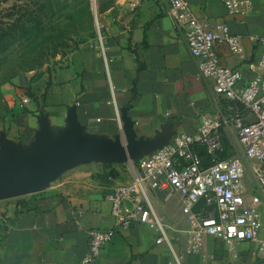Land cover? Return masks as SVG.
<instances>
[{
    "label": "crops",
    "instance_id": "obj_1",
    "mask_svg": "<svg viewBox=\"0 0 264 264\" xmlns=\"http://www.w3.org/2000/svg\"><path fill=\"white\" fill-rule=\"evenodd\" d=\"M187 1L207 25L226 24L241 38L242 56L226 46L216 53L222 65L241 71L240 86L248 84L255 77L248 64L261 53L264 0H249L250 7L234 15L224 0ZM101 8L103 34L75 52L44 88L28 95L5 87L14 110L0 138V179L71 137L104 155L63 168L33 194L0 199V264H176L173 252L186 248L182 199L150 191L170 244L158 245L154 229L134 223L86 262L89 231L114 226L107 196L139 174L152 153L178 135L197 133L203 115L226 107L214 95V81L198 77L165 0L102 1ZM234 147L226 139L219 158L236 155ZM181 264H264V256L255 244L227 245L206 236L201 250L183 254Z\"/></svg>",
    "mask_w": 264,
    "mask_h": 264
},
{
    "label": "built area",
    "instance_id": "obj_2",
    "mask_svg": "<svg viewBox=\"0 0 264 264\" xmlns=\"http://www.w3.org/2000/svg\"><path fill=\"white\" fill-rule=\"evenodd\" d=\"M165 1L197 63L198 77L214 81V95L226 107L216 116L203 115L197 133L178 135L172 144L152 153L141 163L139 174L107 196L114 226L89 231L86 262L95 261L118 230L134 223L154 229L159 234L158 245L170 244L167 226L153 207L150 191L164 193L166 200L177 194L183 201L187 245L182 253L173 252L176 264H181L183 254L199 252L206 236L227 245L255 244L257 254L264 256V35L259 58L248 64L255 77L240 86L241 71L222 65L216 47L226 46L233 55L242 56L241 38L226 24L207 25L192 13L187 0ZM224 3L230 15L251 5L249 0ZM228 135L235 138L237 154L219 158Z\"/></svg>",
    "mask_w": 264,
    "mask_h": 264
},
{
    "label": "rangeland",
    "instance_id": "obj_3",
    "mask_svg": "<svg viewBox=\"0 0 264 264\" xmlns=\"http://www.w3.org/2000/svg\"><path fill=\"white\" fill-rule=\"evenodd\" d=\"M102 1L113 0H0V138L14 110L5 87L32 95L95 43L103 34ZM227 140L235 146L233 135Z\"/></svg>",
    "mask_w": 264,
    "mask_h": 264
},
{
    "label": "water",
    "instance_id": "obj_4",
    "mask_svg": "<svg viewBox=\"0 0 264 264\" xmlns=\"http://www.w3.org/2000/svg\"><path fill=\"white\" fill-rule=\"evenodd\" d=\"M105 145L107 144L102 142L100 147ZM103 155L104 152L101 149L90 150L87 144L71 137L56 150L46 148L44 156L37 163L23 168L17 167L13 173H8L1 178L0 199L33 194L47 184L57 171L73 168L92 158L101 159Z\"/></svg>",
    "mask_w": 264,
    "mask_h": 264
},
{
    "label": "trees",
    "instance_id": "obj_5",
    "mask_svg": "<svg viewBox=\"0 0 264 264\" xmlns=\"http://www.w3.org/2000/svg\"><path fill=\"white\" fill-rule=\"evenodd\" d=\"M198 152L202 155V156H207V153L203 150V149H199Z\"/></svg>",
    "mask_w": 264,
    "mask_h": 264
}]
</instances>
